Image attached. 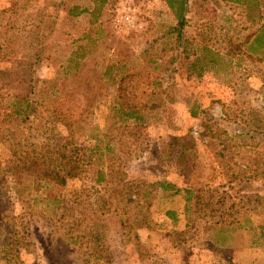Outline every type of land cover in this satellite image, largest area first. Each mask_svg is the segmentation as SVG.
Returning a JSON list of instances; mask_svg holds the SVG:
<instances>
[{
  "label": "rangeland",
  "instance_id": "1",
  "mask_svg": "<svg viewBox=\"0 0 264 264\" xmlns=\"http://www.w3.org/2000/svg\"><path fill=\"white\" fill-rule=\"evenodd\" d=\"M263 31L264 0H0V264H264Z\"/></svg>",
  "mask_w": 264,
  "mask_h": 264
},
{
  "label": "trees",
  "instance_id": "2",
  "mask_svg": "<svg viewBox=\"0 0 264 264\" xmlns=\"http://www.w3.org/2000/svg\"><path fill=\"white\" fill-rule=\"evenodd\" d=\"M182 6H183V4H182ZM181 17H182L181 21H183V15H181ZM257 39L258 40H262V39L264 40V31L261 33V35H259L257 37ZM30 103L31 102H28V104H27L28 107H29ZM160 186H162L163 188L174 187V185L171 182H166V183L161 182ZM8 230H9V225L7 223H4L3 225L0 226V248L4 244H6V246L9 245V239L8 238L10 236L8 235ZM0 252H1V250H0Z\"/></svg>",
  "mask_w": 264,
  "mask_h": 264
},
{
  "label": "built area",
  "instance_id": "3",
  "mask_svg": "<svg viewBox=\"0 0 264 264\" xmlns=\"http://www.w3.org/2000/svg\"><path fill=\"white\" fill-rule=\"evenodd\" d=\"M126 19L128 20V21H130V15L129 14H126Z\"/></svg>",
  "mask_w": 264,
  "mask_h": 264
}]
</instances>
